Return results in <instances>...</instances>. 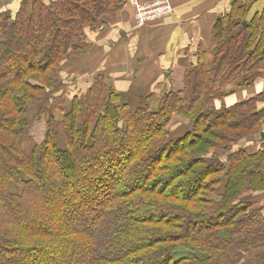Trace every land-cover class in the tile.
I'll return each instance as SVG.
<instances>
[{
	"label": "trees",
	"instance_id": "trees-1",
	"mask_svg": "<svg viewBox=\"0 0 264 264\" xmlns=\"http://www.w3.org/2000/svg\"><path fill=\"white\" fill-rule=\"evenodd\" d=\"M124 1L0 0V264H264V214L246 198L264 190V144L240 148L264 108L214 104L264 58V32L241 25L245 10L217 20L210 67L187 63L156 111L148 97L129 110L102 79L62 109L64 61ZM177 113L191 130L173 139ZM30 118L46 131L27 154Z\"/></svg>",
	"mask_w": 264,
	"mask_h": 264
},
{
	"label": "crops",
	"instance_id": "crops-1",
	"mask_svg": "<svg viewBox=\"0 0 264 264\" xmlns=\"http://www.w3.org/2000/svg\"><path fill=\"white\" fill-rule=\"evenodd\" d=\"M168 1L173 7L172 14L145 25L134 22L130 0H125L113 15L104 18L94 30L85 28L84 39L88 49L83 54L72 53L64 61L58 73L63 90L56 94L89 102L95 99L98 90L96 81L102 79L132 111L143 97H148V104L153 97L160 101L169 92L181 93L187 63L200 62L210 67L217 43L213 27L220 18L234 12L243 14L245 10L244 22L247 25L254 22L259 32H264V0ZM199 53L204 59L199 58ZM223 91L225 95L222 101L214 103L216 109L251 98L256 99L259 109L264 108V58L243 72L234 83L225 84ZM149 108L151 111L157 110ZM42 122L43 119L36 120L33 130ZM168 129L175 139L189 132L191 123L177 113L172 117ZM42 130V137L35 141L36 144L43 141L46 126ZM260 144H264V124L260 135L243 142L240 148L253 153ZM262 176L264 179V166ZM246 198L256 207H262L264 214V190L249 193Z\"/></svg>",
	"mask_w": 264,
	"mask_h": 264
},
{
	"label": "rangeland",
	"instance_id": "rangeland-1",
	"mask_svg": "<svg viewBox=\"0 0 264 264\" xmlns=\"http://www.w3.org/2000/svg\"><path fill=\"white\" fill-rule=\"evenodd\" d=\"M21 0H3L2 2V8L3 9H13L14 11L17 10L19 4H20ZM8 6H11L8 7ZM13 11V12H14ZM71 99H68L67 96H63L62 97V109L67 110L68 107V103L70 102ZM157 101L156 105L154 106V102ZM159 100H157L156 97H153L152 99H150L148 101L149 106L151 107V109L155 110L157 108ZM51 106V105H50ZM52 114L55 116L56 119H60L62 117V114L57 112L56 110L52 109ZM79 121L81 122V118H79ZM36 120H32L30 118V127L27 129V131L22 135L21 140H22V145H23V149L24 151L28 154L32 148L33 144H36L35 141H39L42 137L43 134V130L42 127L45 128V120L43 119L42 122V127L41 126H36L37 128H34ZM15 188V187H13ZM178 256H187V251L185 250H179L175 253H173V259L178 257ZM251 256L249 254L245 255L244 257H242L239 261L241 264L243 263H250L251 260ZM251 264V263H250Z\"/></svg>",
	"mask_w": 264,
	"mask_h": 264
},
{
	"label": "built area",
	"instance_id": "built-area-1",
	"mask_svg": "<svg viewBox=\"0 0 264 264\" xmlns=\"http://www.w3.org/2000/svg\"><path fill=\"white\" fill-rule=\"evenodd\" d=\"M133 10V19L137 25L169 17L173 12V7L168 0H130Z\"/></svg>",
	"mask_w": 264,
	"mask_h": 264
},
{
	"label": "water",
	"instance_id": "water-1",
	"mask_svg": "<svg viewBox=\"0 0 264 264\" xmlns=\"http://www.w3.org/2000/svg\"><path fill=\"white\" fill-rule=\"evenodd\" d=\"M242 26H246V23L245 22H242L241 24ZM261 137H263V135L261 134Z\"/></svg>",
	"mask_w": 264,
	"mask_h": 264
}]
</instances>
